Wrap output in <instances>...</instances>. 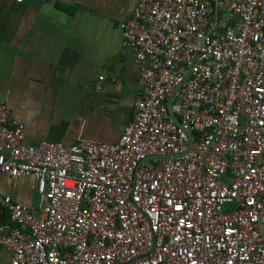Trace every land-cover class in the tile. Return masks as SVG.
Returning <instances> with one entry per match:
<instances>
[{"label": "built area", "instance_id": "built-area-1", "mask_svg": "<svg viewBox=\"0 0 264 264\" xmlns=\"http://www.w3.org/2000/svg\"><path fill=\"white\" fill-rule=\"evenodd\" d=\"M119 27L143 95L116 143L28 145L0 101V176L37 197L0 192L8 264H264V0H138Z\"/></svg>", "mask_w": 264, "mask_h": 264}, {"label": "crops", "instance_id": "crops-1", "mask_svg": "<svg viewBox=\"0 0 264 264\" xmlns=\"http://www.w3.org/2000/svg\"><path fill=\"white\" fill-rule=\"evenodd\" d=\"M137 1L0 0V101L26 126V144L120 139L143 95L119 27ZM0 192L28 206L37 199L27 178L0 176ZM10 259L0 248V264Z\"/></svg>", "mask_w": 264, "mask_h": 264}, {"label": "rangeland", "instance_id": "rangeland-1", "mask_svg": "<svg viewBox=\"0 0 264 264\" xmlns=\"http://www.w3.org/2000/svg\"><path fill=\"white\" fill-rule=\"evenodd\" d=\"M223 181H224V179H223ZM226 182H228V180L226 179ZM35 205H37V199H36V201H35Z\"/></svg>", "mask_w": 264, "mask_h": 264}]
</instances>
